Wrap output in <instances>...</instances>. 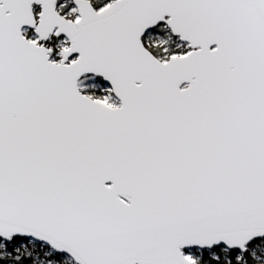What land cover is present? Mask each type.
I'll return each instance as SVG.
<instances>
[{
	"label": "snow or ice",
	"instance_id": "6c2138e0",
	"mask_svg": "<svg viewBox=\"0 0 264 264\" xmlns=\"http://www.w3.org/2000/svg\"><path fill=\"white\" fill-rule=\"evenodd\" d=\"M0 264H264V0H0Z\"/></svg>",
	"mask_w": 264,
	"mask_h": 264
}]
</instances>
